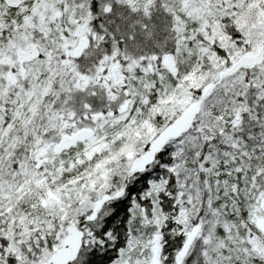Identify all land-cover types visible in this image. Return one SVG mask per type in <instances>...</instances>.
Segmentation results:
<instances>
[{
	"label": "snow or ice",
	"instance_id": "6c2138e0",
	"mask_svg": "<svg viewBox=\"0 0 264 264\" xmlns=\"http://www.w3.org/2000/svg\"><path fill=\"white\" fill-rule=\"evenodd\" d=\"M0 264H264V0H0Z\"/></svg>",
	"mask_w": 264,
	"mask_h": 264
}]
</instances>
